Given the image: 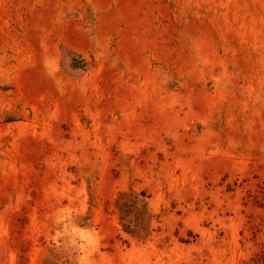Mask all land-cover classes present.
Wrapping results in <instances>:
<instances>
[{
    "label": "rangeland",
    "instance_id": "1",
    "mask_svg": "<svg viewBox=\"0 0 264 264\" xmlns=\"http://www.w3.org/2000/svg\"><path fill=\"white\" fill-rule=\"evenodd\" d=\"M0 264H264V0H0Z\"/></svg>",
    "mask_w": 264,
    "mask_h": 264
}]
</instances>
